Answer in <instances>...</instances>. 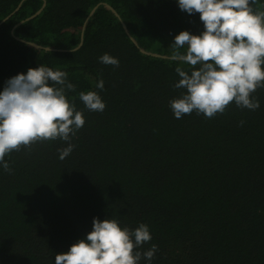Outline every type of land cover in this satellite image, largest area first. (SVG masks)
<instances>
[{"label": "trees", "instance_id": "trees-1", "mask_svg": "<svg viewBox=\"0 0 264 264\" xmlns=\"http://www.w3.org/2000/svg\"><path fill=\"white\" fill-rule=\"evenodd\" d=\"M203 30L178 0H0V92L43 64L67 73L85 120L63 160L57 139L7 154L10 171L0 163V264H55L94 218L148 226L138 250H158L139 264H264V88L256 110L177 119L169 106L186 91L175 68L188 70L170 46Z\"/></svg>", "mask_w": 264, "mask_h": 264}, {"label": "clouds", "instance_id": "clouds-1", "mask_svg": "<svg viewBox=\"0 0 264 264\" xmlns=\"http://www.w3.org/2000/svg\"><path fill=\"white\" fill-rule=\"evenodd\" d=\"M259 0H178L188 14L199 13L204 30L199 35L181 31L170 46L168 59L187 65L176 67V89H185L169 102L175 118L194 111L206 118L223 114L231 103L242 109L260 107L253 97L264 88V5ZM183 50V51H182ZM105 65L119 66V60L105 53ZM97 88H104L101 79ZM75 92L67 73L43 64L10 78L0 92V163L10 171L5 156L35 143L60 139L68 146L58 149L63 160L73 151L70 143L83 127L82 111L66 96ZM79 99L89 111L102 112L105 103L95 91H81ZM243 123V122H241ZM149 228L141 223L134 230L121 227L115 219H93L92 231L55 255V264H139L151 261L157 246L139 251L151 241Z\"/></svg>", "mask_w": 264, "mask_h": 264}, {"label": "water", "instance_id": "water-1", "mask_svg": "<svg viewBox=\"0 0 264 264\" xmlns=\"http://www.w3.org/2000/svg\"><path fill=\"white\" fill-rule=\"evenodd\" d=\"M36 47V45H34Z\"/></svg>", "mask_w": 264, "mask_h": 264}]
</instances>
